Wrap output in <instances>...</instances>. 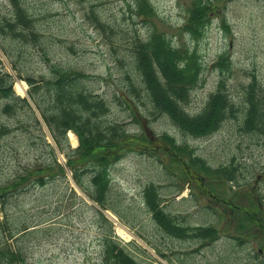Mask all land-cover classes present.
<instances>
[{
  "label": "rangeland",
  "instance_id": "374dc122",
  "mask_svg": "<svg viewBox=\"0 0 264 264\" xmlns=\"http://www.w3.org/2000/svg\"><path fill=\"white\" fill-rule=\"evenodd\" d=\"M24 1L37 19L39 38L0 36V66L14 76L16 92L21 80L26 82L21 95H27L31 87L21 75L46 77L52 61L74 66L89 73L86 85L111 102L109 119L124 121L130 132L143 133L116 151L119 156L110 167V202L123 218L104 209L121 239L146 249L147 254L134 250L142 264H255L264 260V0H207L211 7L208 25L196 35L185 28L193 0H151L156 14L148 17L136 13L134 0ZM11 3L0 0V20L11 16ZM91 8L115 31L110 26L102 28L92 18ZM154 27L177 46L195 49L204 63L201 79L191 90L189 110L201 109L224 79L237 109L218 130L207 136L185 134L166 114L154 118L148 104L136 98L131 100V114L128 104L115 95V91H125L127 74H135L130 62L131 36L138 32L146 37ZM254 81L263 111L262 129L248 130L247 92ZM4 102L0 98V125L6 123L10 129L0 134V182L38 165L48 175L43 185L31 180L9 192L7 214L0 212V243L8 240L21 251L22 259L16 264H103L104 227L96 212L102 208L78 184L46 124L42 132L23 101L17 100L13 113L3 111ZM164 131L177 143L189 145L212 167L236 162L239 182L193 165L188 152H177L161 138ZM44 137L55 148L57 162ZM68 139L72 147L78 145ZM89 174L83 172L81 177L87 182ZM151 181L159 185L165 209L181 223H211L220 237L210 242L162 231L144 199V187ZM27 225L28 233L20 231L10 237V232ZM120 227L129 235L121 234Z\"/></svg>",
  "mask_w": 264,
  "mask_h": 264
},
{
  "label": "trees",
  "instance_id": "16d2710c",
  "mask_svg": "<svg viewBox=\"0 0 264 264\" xmlns=\"http://www.w3.org/2000/svg\"><path fill=\"white\" fill-rule=\"evenodd\" d=\"M11 1L13 9L11 16H4L0 20V36L28 41L31 35L37 40L39 38L38 30L35 29L37 19L29 5L24 0ZM134 1L137 14L145 17L156 14L151 0ZM210 8L207 0H193L185 28L194 35L204 31L208 25ZM89 12L102 28L110 26L93 8ZM110 30L114 32L115 28L110 26ZM130 48V62L135 74L134 76L127 74L125 91H115V95L128 104L131 114L132 112L134 114L131 100L136 98L148 104V111L154 118L166 114L183 133L193 136H207L218 130L228 117L236 115V103L223 78L216 90L209 94L201 109L197 111L188 109L191 90L199 83L204 67L195 49L177 46L171 37L163 31H158L156 27L152 28L146 37L138 32L134 33L131 36ZM88 76L89 73L85 70L52 61L49 63V74L46 77L38 78L34 74L21 75L31 85L28 94L21 95L15 90L14 76L0 66V98L5 100L2 109L6 113L16 112L17 100L23 101L31 110L37 127L43 132L44 122L56 146L66 154L67 162L72 165L78 184L102 208H96V212L98 220L104 227L101 238L103 264H142L134 250L147 254L146 249L135 241L126 242L121 239L115 233L113 223L104 209H111L123 218V214L110 202L112 189L110 167L119 156L116 151L129 146V141L143 133L130 132L124 121L108 118L111 102L86 85ZM255 86L254 81L247 92L250 105L246 110L245 128L248 130L262 129L259 122L263 111ZM9 129L6 123L1 124L0 134L8 132ZM69 130L78 135L77 146L70 145L67 134ZM160 136L177 152H188L191 163L196 167L215 172L232 183L239 182L236 162L212 167L207 164L206 159L195 155L189 145L177 143L176 138L169 132L164 131ZM43 140L51 145L45 137ZM51 148L57 162L55 148L53 145ZM113 153L115 154L112 155ZM48 168L50 169L47 171L51 173L50 163ZM44 169L42 165L30 167L18 173L15 178L0 182V212L6 210L9 192L18 189L22 182L27 184L32 180L36 184H45L48 174L46 171L42 172ZM88 171L90 176L86 182L81 173ZM144 199L158 227L168 235L210 242L220 237L217 227L211 223L195 225L181 223L176 215L165 209V199L155 182L151 181L145 185ZM29 227L27 225L19 231L10 232V237H14L20 231L28 233ZM240 242L244 241L241 239ZM13 246L8 240L0 243V264H16L17 260L22 259L21 251ZM159 253L166 256L160 249ZM255 264H264V260Z\"/></svg>",
  "mask_w": 264,
  "mask_h": 264
},
{
  "label": "bare ground",
  "instance_id": "6f19581e",
  "mask_svg": "<svg viewBox=\"0 0 264 264\" xmlns=\"http://www.w3.org/2000/svg\"><path fill=\"white\" fill-rule=\"evenodd\" d=\"M25 83V84H24ZM25 85H26V82L21 80L19 82L16 83V89H17V92L20 93V94H23L24 93V89H25ZM68 136L72 142L73 145H77L78 144V137H77V134L72 130L70 131L69 130V133H68ZM109 213V212H108ZM119 231H121V234L123 235H129V233H127L128 231H126L125 229L123 228H119Z\"/></svg>",
  "mask_w": 264,
  "mask_h": 264
}]
</instances>
